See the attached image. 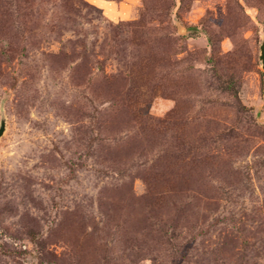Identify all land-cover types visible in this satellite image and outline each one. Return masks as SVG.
Segmentation results:
<instances>
[{
    "label": "rangeland",
    "instance_id": "1",
    "mask_svg": "<svg viewBox=\"0 0 264 264\" xmlns=\"http://www.w3.org/2000/svg\"><path fill=\"white\" fill-rule=\"evenodd\" d=\"M264 0H0V264H264Z\"/></svg>",
    "mask_w": 264,
    "mask_h": 264
},
{
    "label": "water",
    "instance_id": "2",
    "mask_svg": "<svg viewBox=\"0 0 264 264\" xmlns=\"http://www.w3.org/2000/svg\"><path fill=\"white\" fill-rule=\"evenodd\" d=\"M260 61H261V64H262V68L264 69V38H263V41L260 45ZM6 130V119L3 118L2 121H1V124H0V137L4 134Z\"/></svg>",
    "mask_w": 264,
    "mask_h": 264
}]
</instances>
